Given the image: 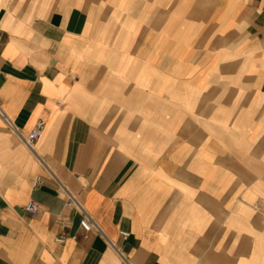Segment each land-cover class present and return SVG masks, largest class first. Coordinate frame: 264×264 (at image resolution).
<instances>
[{
    "label": "crops",
    "instance_id": "obj_1",
    "mask_svg": "<svg viewBox=\"0 0 264 264\" xmlns=\"http://www.w3.org/2000/svg\"><path fill=\"white\" fill-rule=\"evenodd\" d=\"M0 34V264H264V0H0Z\"/></svg>",
    "mask_w": 264,
    "mask_h": 264
},
{
    "label": "built area",
    "instance_id": "obj_2",
    "mask_svg": "<svg viewBox=\"0 0 264 264\" xmlns=\"http://www.w3.org/2000/svg\"><path fill=\"white\" fill-rule=\"evenodd\" d=\"M0 41H1V34H0ZM0 115L5 119V121L8 123V125L11 128H14L13 122L11 119H8L5 115V112L0 106ZM45 129H46V122L44 119H39L34 128H32L26 136H23L20 134L22 140L24 143L33 151H36V143L38 142L39 139H41L44 134H45ZM40 177H38L35 181V186L39 183ZM59 184V191L63 192L66 200L69 204H74L81 212L82 218L80 221V224L82 228L85 231H91V230H97L99 233L105 236L103 230L101 227L96 223L94 218L89 214V212L84 208L82 202L78 199V197L71 192L61 181L58 180ZM35 208V211H32L30 209ZM26 209L32 213L36 212L38 209V203L35 201H31L28 205H26ZM121 235L123 238H127L130 233L128 231L122 230ZM64 236L60 235L57 237V241L63 242ZM110 244L115 248V250L118 252L121 262L120 264H134L131 258L120 248L117 246L114 242H112L110 239H108Z\"/></svg>",
    "mask_w": 264,
    "mask_h": 264
},
{
    "label": "clouds",
    "instance_id": "obj_3",
    "mask_svg": "<svg viewBox=\"0 0 264 264\" xmlns=\"http://www.w3.org/2000/svg\"><path fill=\"white\" fill-rule=\"evenodd\" d=\"M30 210H32V211H35L36 209H35V208H33V209H30Z\"/></svg>",
    "mask_w": 264,
    "mask_h": 264
},
{
    "label": "bare ground",
    "instance_id": "obj_4",
    "mask_svg": "<svg viewBox=\"0 0 264 264\" xmlns=\"http://www.w3.org/2000/svg\"><path fill=\"white\" fill-rule=\"evenodd\" d=\"M6 115V114H5ZM6 117H7V115H6ZM8 118V117H7ZM9 119V118H8Z\"/></svg>",
    "mask_w": 264,
    "mask_h": 264
}]
</instances>
